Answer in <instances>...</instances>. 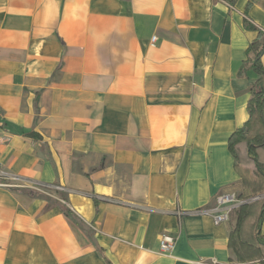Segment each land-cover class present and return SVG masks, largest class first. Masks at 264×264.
<instances>
[{"label": "crops", "instance_id": "crops-1", "mask_svg": "<svg viewBox=\"0 0 264 264\" xmlns=\"http://www.w3.org/2000/svg\"><path fill=\"white\" fill-rule=\"evenodd\" d=\"M246 21L264 0H0V264H260V200L233 240L205 213L264 195L228 150Z\"/></svg>", "mask_w": 264, "mask_h": 264}, {"label": "trees", "instance_id": "trees-1", "mask_svg": "<svg viewBox=\"0 0 264 264\" xmlns=\"http://www.w3.org/2000/svg\"><path fill=\"white\" fill-rule=\"evenodd\" d=\"M245 27L256 31L257 36L245 50V60L241 65L239 74L242 75L251 71L254 81L250 84V98L246 105L248 118L242 127L229 137L228 150L236 160V166L237 164L243 165V161H245L244 163L252 165L264 179V67L261 63V56L264 53V30L255 28L247 21ZM260 202L258 227L264 219V195ZM253 203H245L237 209V222L230 233L232 240L234 236L238 235L241 223L249 214ZM257 242L263 245L264 237L258 235ZM260 264H264V260H261Z\"/></svg>", "mask_w": 264, "mask_h": 264}, {"label": "built area", "instance_id": "built-area-1", "mask_svg": "<svg viewBox=\"0 0 264 264\" xmlns=\"http://www.w3.org/2000/svg\"><path fill=\"white\" fill-rule=\"evenodd\" d=\"M1 126L0 123V128ZM16 182H21V180L9 174L0 166V189L13 188ZM261 198V196H255L248 200H242L234 193L220 194L215 197L214 206L205 213H208L212 217L215 224L225 223L230 220L233 211L238 209L241 205L245 203H253ZM181 213L182 212H179V214ZM174 244L175 238L173 236L163 234L159 239V251L162 254H169L174 248Z\"/></svg>", "mask_w": 264, "mask_h": 264}, {"label": "rangeland", "instance_id": "rangeland-1", "mask_svg": "<svg viewBox=\"0 0 264 264\" xmlns=\"http://www.w3.org/2000/svg\"><path fill=\"white\" fill-rule=\"evenodd\" d=\"M243 162H245V161H243Z\"/></svg>", "mask_w": 264, "mask_h": 264}]
</instances>
